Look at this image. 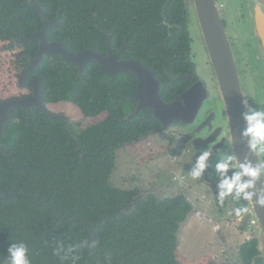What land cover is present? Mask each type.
I'll list each match as a JSON object with an SVG mask.
<instances>
[{"label":"trees","instance_id":"obj_1","mask_svg":"<svg viewBox=\"0 0 264 264\" xmlns=\"http://www.w3.org/2000/svg\"><path fill=\"white\" fill-rule=\"evenodd\" d=\"M31 1L48 21L60 18L51 41L74 53H106L108 34L114 51L126 42L123 55L156 72L162 97L187 87L166 75L191 68L183 58L191 45L185 0H0V102L28 94L16 65L38 48L22 41L44 26ZM47 70V102L72 106L92 125L77 131L40 109L13 110L0 148V194L11 195L0 199V264L10 243H25L32 264H62L57 250L68 245L77 246L75 264H212L210 256L188 259L178 248L180 225L192 211L184 196L160 201L111 186L117 151L162 126L151 111L127 120L137 106L135 76L113 79L96 63L84 76L67 63ZM257 245L255 238L240 247L244 264H253Z\"/></svg>","mask_w":264,"mask_h":264},{"label":"water","instance_id":"obj_2","mask_svg":"<svg viewBox=\"0 0 264 264\" xmlns=\"http://www.w3.org/2000/svg\"><path fill=\"white\" fill-rule=\"evenodd\" d=\"M29 4L33 9L38 11L44 26L42 31L22 41L29 45L39 43V48L35 58H31L28 55L25 56L28 62L31 63V66L21 75L19 83L22 88L32 89L34 94L30 97H23L9 102H0V148L2 147L1 138L7 131L8 124L13 118V110H26V112L30 114L32 110L40 109L48 116L60 119L65 118L63 114H53L44 104L41 92L45 79L40 77L36 78L32 83L28 84L26 82V78L31 72L43 66L46 56H50L52 60L61 58L64 62L70 63L80 70L81 76L84 75L85 69L91 63H97L102 74H106L113 79L122 72L133 74L139 83V91L136 99L140 101V104L127 120L129 121L133 116H138L142 112L151 110L154 113V117L163 124L161 132L170 130L176 122H181L187 126L200 124V121L203 119L201 113L205 104L207 101L214 102L212 101L210 90L206 86L208 81L205 80L193 85L182 96L183 102L175 101L167 103L161 97L162 81L158 79L156 72L149 70L142 61H118L117 58L121 57L124 48L119 54L115 55L110 46V35L106 34L109 45V57L93 49L74 53L63 42L50 40V28L60 24V18L57 17L52 21H48L45 18L44 8L38 2L31 1ZM185 10L188 24L191 23L190 16H195L197 19L204 47L222 100L223 111L229 132L228 146H230L231 154L235 155L240 163H243L245 158L248 157L253 164H256L257 160L261 159V157L254 156L249 152L247 140L241 135L245 128L243 113L246 111L245 102L247 101L237 59L223 18H221L218 2L217 0H192V9H190L188 1L185 0ZM164 24L169 27V29L171 28L166 21H164ZM189 28L190 27H188V32L190 33ZM192 75L193 73L191 72L187 76L180 77V79L189 82ZM173 79H176V77H173ZM212 109L216 110V107L213 106ZM68 123H70V121L67 119V124ZM191 170L192 167H189L188 171ZM210 182L217 189L216 183L214 181ZM262 188H264V176H262L256 184V190L258 192ZM141 189L145 190L142 187ZM10 196V194H0V199H6ZM165 199L166 197L161 199V201ZM255 199L254 197L252 201L254 205ZM247 203L248 202L245 201V204ZM190 219L191 215L180 225L177 236H179L182 227L189 223ZM252 220H256L258 223V228L256 230L258 255L253 259V264H256L257 259L261 260L262 264H264V207L255 206L254 211L244 217V227H250ZM215 227L219 239L220 228L218 225ZM221 243H223L224 247L226 246L224 242Z\"/></svg>","mask_w":264,"mask_h":264},{"label":"flooded vegetation","instance_id":"obj_3","mask_svg":"<svg viewBox=\"0 0 264 264\" xmlns=\"http://www.w3.org/2000/svg\"><path fill=\"white\" fill-rule=\"evenodd\" d=\"M217 2H218V5L220 7L221 18H223V16H228L229 18H231L230 19V26H229V24H227L224 21V19H223V21H224L225 27L227 29L229 39H230L231 44L233 46V50H234V45L236 44V42H237L238 47L240 48V55H239L240 60L239 61L237 59V55H236V52L234 50V53H235V56L237 59L238 68L240 71V75H241V69H242V71H244L245 76L247 77V79L251 85V87H250L251 97L250 98L247 97V95L245 93L247 105L249 107L255 108L257 110H264V0H217ZM229 29L232 31V35H230ZM100 31L103 33H106L103 30H100ZM106 37H107V35H106ZM234 39H235V42L233 43ZM107 45H108V42H107ZM126 45L127 44L125 42L124 46L121 47L119 51H114L112 49V47H111V49H112L113 53L115 55H117L123 50V48L125 49ZM38 48H39V43H38ZM38 48H37L36 52L34 53V55L25 54L22 56V58L26 61V65H25V63H22V71L20 73L19 80H20L21 75L31 66V63L28 62V60L25 58V56L28 55L31 58H35L37 51H38ZM191 50L192 49H191V45H190L189 51H188L186 57H183L185 59L186 63L190 64L191 68L189 70H187V72L184 75H181L180 77L187 76L192 72L193 73L192 78L189 82L184 81L187 84V87L185 88L184 91H182L177 96H176L175 92L170 93L169 96H167L165 98L161 96L162 99L164 101H166L167 103H172L175 101L183 102L182 96L193 85L197 84L198 82H203L206 80L203 77L204 73H203V70L200 69L201 66L199 65V62H197L196 58H194L191 55L192 54ZM123 52H124V50H123ZM123 52H122L121 57L117 58L118 61H121V60L137 61L135 59L125 57L123 55ZM100 53H102V52H100ZM103 54H105L107 57H109V45H108L107 52L103 53ZM61 60H62L61 58H55L52 60V58L50 56H46L43 66L40 69L35 70L34 72H31L27 76L26 82L28 84L32 83L36 78H40V77L45 79L43 90L41 92L44 104L50 109V111L53 114H57V115L63 114L65 116V118L62 120L63 121L65 120L67 122V119H68L70 121L69 124L73 123L72 125L78 131V130H81L83 127H86L87 125L91 126L92 124H90L87 121V119L82 116V114L80 112H79L80 113L79 117H77V118L72 117L71 113L74 110V108L72 106L63 105V106H65L64 109H68V111H66V110L59 111L57 109V107L59 105H62V104H60V103L59 104H49L46 100V97H47L48 92H49L46 89L47 73H49V71L47 70V66L49 64V65H51V68H53V70H56V68H59V66H63L67 63L64 61L62 62ZM139 62H141V61H139ZM88 66H87V68H88ZM67 67L74 74L81 76L80 70L78 68L72 66L70 63H67ZM38 71H40V72H38ZM84 73H85V71H84ZM166 75L170 79H173V77H176V76L171 75V74H166ZM82 76H84V75H82ZM180 77H176V79H173V80H177L178 78L180 79ZM241 79H242V75H241ZM242 83H243V81H242ZM210 85H211V83L210 84L208 83L206 86L210 90V93H211L212 99H213L212 101H214V102L207 101V103L205 104L204 109L202 110V113H201V117H203V119L200 121V124L187 126V125L182 124L181 122H176L173 125V127L171 128V129H173V128L179 127V128L184 129L188 138H187V141H185L184 143L182 142L181 145L185 146V143H186V146H188V148L185 150L183 148V146L178 145V148L181 146L182 149L180 150L177 148V150H176L175 145L177 143H179L180 140L176 137H173L170 133H168L171 129L168 131L161 132V130L163 129V124L161 123L162 126L158 130L152 131V133H151L152 135L150 136V139H149V137L147 138L149 141L151 139H155L156 137H158L161 140V142H160L161 148L151 149L152 153H155L156 155L154 158L149 159L145 163L146 165L145 164L144 165L147 167L151 163L150 161L154 160L156 157H161V156L168 157L171 155L173 157V159L179 160L180 155H181V157L184 156L185 158L187 155H190L189 158H190V160H192V162L186 163L184 165L183 170L181 172H179L178 177L173 178L174 181L176 179H182V181L184 183L187 180L186 174H190V172H191V171H188V168L192 167V165L195 163L196 157L203 150H207V149L211 148L212 149V156H211L210 160L208 161L209 169L204 173L203 181H198V182H201L204 184L206 183L205 185H207L208 189L211 190L214 194V195L213 194L212 195L214 196L216 204H218L219 207H221V205H229V204H233V203L230 199H229L230 201L227 200L222 204L218 202V200H217L218 195H217L216 187L213 186L210 182V181L215 182V180L209 177V172L214 173L215 162L218 159L216 157L217 149H222L223 151L228 152L230 154H231V150H230V146H228L229 132H228L227 124H226V117H225V114L223 111L222 100H221V97H220L219 101L216 100V97H215L212 89L210 88L211 87ZM162 86H163V83H162ZM25 89L28 90V94L25 95L24 97H30L34 94V91L32 89H29V88H25ZM138 91H139V89H138ZM244 92H245V90H244ZM218 93H219V91H218ZM137 95H138V93H137ZM137 95H136V97H137ZM219 96H220V93H219ZM136 97L134 100L137 102V106H136V109H137L139 107L140 101H138L136 99ZM209 97H211V96H209ZM213 106L216 107V110L212 109ZM136 109H135V111H136ZM148 111H151V110H148ZM153 116H154V113H153ZM212 119H214V120H212ZM79 127H81V128L78 129ZM226 131H227V136L225 135ZM147 136H148V134L146 135V137ZM147 139H145L144 141H147ZM163 149H165V151ZM176 162L178 163V161H176ZM179 162H180V160H179ZM178 164H179V169H181L182 168L181 162ZM228 175L231 176L232 173L229 172ZM193 183H195V182H193ZM196 184L197 183H195V185ZM141 186L137 184L136 189H138L140 191L141 196H143V197H147L148 195H153L158 200H160L159 198L163 199L162 197H166V199H168V198L176 197V195L177 196H184L192 207V211L189 214V215H191V218L196 214V215H199L202 220L208 219V216L206 214H202L198 211V203L193 198L194 186H186V184H185V186L187 187L186 189L182 188L177 193H175L173 195H170L169 193L164 194L165 196H161V194L165 193V191L171 190L169 182L168 183L167 182L166 183L161 182V180L159 181V178H157V180L156 181L154 180V182H153L154 190L149 191V192L146 190H142ZM240 222L242 223L243 228L246 229L245 233L247 235H250V233H251V232H249V230H251L250 227H244V218L240 219ZM215 226H216V224H215Z\"/></svg>","mask_w":264,"mask_h":264},{"label":"rangeland","instance_id":"obj_4","mask_svg":"<svg viewBox=\"0 0 264 264\" xmlns=\"http://www.w3.org/2000/svg\"><path fill=\"white\" fill-rule=\"evenodd\" d=\"M188 5L190 9H192V0H188ZM190 18L191 23L189 24V34L192 44L191 55L196 58L197 62H199V65L201 66L200 69H202L204 73L203 77L209 84L211 83L210 88L212 89L216 100L219 101L220 96L217 84L204 47L197 19L195 16H190ZM223 19L230 26L231 18L223 16ZM229 31L230 35H232V31L230 29ZM234 42L235 39L233 43ZM234 50L239 61L240 48L238 47L237 42L234 45ZM20 64H18V67L16 65L18 72H21L22 65ZM241 75L245 93L247 97L250 98L251 85L242 69ZM64 108L65 106L63 105L57 107L59 111H68V109ZM71 116L77 118L80 116V113L78 110L74 109ZM168 133L180 140V142L175 145L176 150L178 145L187 141L188 136L182 128H173ZM160 142L161 140L156 137L155 139L149 141L147 139V141H142L118 150L116 153V169L111 179V186L120 190L132 191L137 188L138 184L140 186L142 185L141 187L149 192L154 190L153 182L159 178V181L161 180V182H169L171 188L170 191H165L161 196H165L164 194L168 193L173 195L182 188L186 189V186H194L193 198L198 203V211L202 214H206L208 219L202 220L199 215L195 214L189 223L182 227L179 236H177L179 239L178 248L181 254L188 259L200 256H210L213 258L212 264H244L240 257V246L247 241L257 238L256 231L249 230L251 233L250 235H247L245 233L246 229L243 228L240 219L228 215V212L234 205H221V207H219V205L216 204L213 192L208 189V186L204 183L193 180L190 174H186L187 180L184 183L182 179L173 180L174 177H178L179 172L183 170L186 163L192 162L189 158L190 155H187L186 158L184 156L181 157V155L179 156L182 166L181 169H179V160L173 159L171 155L168 157H156L154 160L150 161L151 163L146 167L145 163L156 155L155 153H152L151 149L161 148ZM181 146L178 149L181 150ZM185 146H183V148L186 150L188 146ZM163 150L165 151V149ZM175 160L178 161V163ZM193 182L197 184L195 185ZM159 199L161 200V198ZM215 224L220 228L219 239L217 237ZM223 237L226 240H223ZM221 242H224L226 246L224 247Z\"/></svg>","mask_w":264,"mask_h":264},{"label":"clouds","instance_id":"obj_5","mask_svg":"<svg viewBox=\"0 0 264 264\" xmlns=\"http://www.w3.org/2000/svg\"><path fill=\"white\" fill-rule=\"evenodd\" d=\"M246 111L243 113L245 128L241 133L247 140L250 153L261 157L253 164L246 157L243 163L238 158L222 149H217L214 173L209 172V177L214 179L217 185V200L224 203L231 200L233 207L228 212L229 216L243 219L254 211L255 206L264 207V188L259 192L256 184L264 176V110L249 107L245 102ZM227 136V131L225 132ZM212 156V149L203 150L192 165L190 176L195 181H203L204 173L209 169L208 161ZM232 175L229 176L228 173ZM247 178V179H245ZM206 184V183H205ZM255 199V205L252 203ZM248 203L245 204L244 202ZM29 249L25 243H10L7 249L5 264H32L29 259ZM77 246L68 245L57 250L62 264H75L77 259Z\"/></svg>","mask_w":264,"mask_h":264},{"label":"built area","instance_id":"obj_6","mask_svg":"<svg viewBox=\"0 0 264 264\" xmlns=\"http://www.w3.org/2000/svg\"><path fill=\"white\" fill-rule=\"evenodd\" d=\"M257 224H258V223H257L256 220H252V221H251V225H250V229L256 231L257 228H258Z\"/></svg>","mask_w":264,"mask_h":264}]
</instances>
